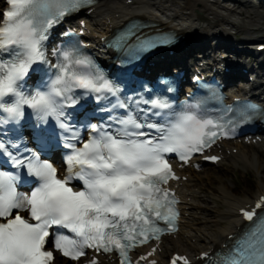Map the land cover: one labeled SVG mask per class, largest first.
<instances>
[{
    "label": "snow or ice",
    "instance_id": "1",
    "mask_svg": "<svg viewBox=\"0 0 264 264\" xmlns=\"http://www.w3.org/2000/svg\"><path fill=\"white\" fill-rule=\"evenodd\" d=\"M6 2L9 9L0 22V113L7 115L0 116V125L21 117L27 106L41 120L54 118L70 133L66 140L79 141V133L61 119V109L78 102L70 93L77 88L113 95L117 92L103 74L93 72L92 61L77 48H70L59 54L57 75L47 91L25 94L20 81L35 63L45 60L43 42L48 39L49 30L92 0ZM154 46L151 39H146L140 42L138 50ZM4 53H8V59L3 58ZM144 103L149 105L148 109H141L144 112L171 107L160 98ZM165 116L169 118L163 123H152L130 113L112 131L92 125L95 135L83 142L82 147L66 143L72 153L66 160L69 175L63 179L57 177L51 163L35 154L17 157L0 141V153L9 156L13 167L26 168L39 181L29 195H22L16 189L18 175L0 171V264H51L53 253L45 249L50 236L54 237L55 249L72 260L84 255L88 247L118 251L122 264H126L129 248L159 238L164 229L157 222L163 221L167 230H174L178 215L175 201L162 186L176 177L165 154L175 153L187 161L192 153L201 152L220 136H226L227 124L222 122L223 117L204 118L192 110L169 112ZM73 176L82 181V188L69 186ZM260 208H264V198L252 211L242 210L244 219L252 221ZM25 211L27 218L20 214ZM53 227L66 229L72 235L60 231L53 234L50 232ZM177 259L180 258H174L173 264ZM219 264H264V214L259 216L247 239Z\"/></svg>",
    "mask_w": 264,
    "mask_h": 264
},
{
    "label": "bare ground",
    "instance_id": "2",
    "mask_svg": "<svg viewBox=\"0 0 264 264\" xmlns=\"http://www.w3.org/2000/svg\"><path fill=\"white\" fill-rule=\"evenodd\" d=\"M128 1L100 0L89 16L90 27L94 28L91 36L93 39L100 40L113 28L121 26L132 18H138L157 24L156 27L164 31L176 32L191 46L203 48L210 43H215L216 50L219 52L217 57L223 55L224 51L232 50L233 47L229 45L231 39L241 34L248 35V38L240 39L239 43L235 44L238 48L253 49L264 45V41H257L256 39L259 38L253 36L264 31V11L258 10L264 8V0H258V8L247 1L237 4L231 0H224L235 6L232 10L225 9L220 1L210 3L208 0H131L130 4L127 3ZM158 11L164 13L165 22L158 19ZM262 38L264 40V37ZM208 50L209 48L206 51ZM231 53L237 58L241 55L237 50ZM186 55V53L174 55L172 60L181 61ZM159 68L163 69L162 64ZM243 68H247V65H243ZM263 69L264 62L260 65V70ZM234 148L237 149L236 154L232 152ZM263 148L264 142L249 146L236 142L223 143L213 149V154L219 155L220 152L222 155V160L217 164L221 169H225L224 166L231 167L236 174V167L241 165L260 174L264 168L256 160L264 155L257 151ZM253 152L256 156H252ZM193 171L191 168L181 171V175L187 180L178 182L174 186L181 200L180 227L175 235L165 237L161 241V251L155 255L157 264H166L167 258L173 253L195 257L201 252L221 248L227 236L236 233L244 225L238 211L247 206L252 207L260 196H264V183L261 182H258L255 194L243 197H234L236 194L233 191L229 192L221 185L218 189L220 205L224 206V209H221L212 199L211 204H208L207 198L199 194L197 182L200 181V176ZM218 179L220 181L221 178ZM146 250L148 248L143 253ZM54 264L72 263L56 259Z\"/></svg>",
    "mask_w": 264,
    "mask_h": 264
},
{
    "label": "rangeland",
    "instance_id": "3",
    "mask_svg": "<svg viewBox=\"0 0 264 264\" xmlns=\"http://www.w3.org/2000/svg\"><path fill=\"white\" fill-rule=\"evenodd\" d=\"M253 1V0H252ZM251 4V3H249ZM252 5V4H251ZM258 8V7H257ZM259 11H264V8L258 9ZM263 29V28H262ZM253 36L259 38L258 41H264L262 37H264V31L258 32ZM243 37H248V35L241 34L236 36L235 38L239 40ZM251 37V36H249ZM261 37V38H260ZM263 151V150H262ZM261 150L257 151L259 154L264 155V152ZM252 156H256V153H251ZM260 163L262 168H264V157H259L256 162ZM260 161V162H259ZM225 169H221L219 167L206 166L203 171L196 172L195 174L199 175L198 184V192L203 195V197L207 198V203L211 204V199L213 202L221 209H224V206L220 205L221 200L219 196V187L223 185L229 192L233 191L236 195L234 197H243L245 195H252L256 193V188L258 182L264 183V170L261 173H256L253 169L245 168L241 165L236 167V174L231 169V167L224 166ZM218 178H221L220 181ZM196 192V190H195ZM205 195V196H204ZM218 195V198H217ZM232 195V193H231ZM209 196V197H208ZM212 198H211V197ZM233 196V195H232ZM220 201H219V200ZM217 201V202H216Z\"/></svg>",
    "mask_w": 264,
    "mask_h": 264
}]
</instances>
